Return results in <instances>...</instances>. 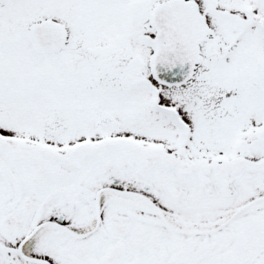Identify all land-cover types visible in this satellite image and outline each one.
Listing matches in <instances>:
<instances>
[{"label":"snow or ice","instance_id":"snow-or-ice-1","mask_svg":"<svg viewBox=\"0 0 264 264\" xmlns=\"http://www.w3.org/2000/svg\"><path fill=\"white\" fill-rule=\"evenodd\" d=\"M0 264H264V0H0Z\"/></svg>","mask_w":264,"mask_h":264}]
</instances>
